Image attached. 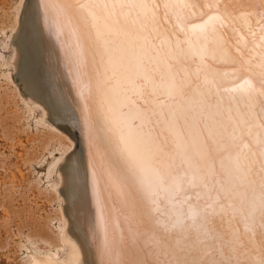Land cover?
Segmentation results:
<instances>
[{"label": "snow or ice", "instance_id": "1", "mask_svg": "<svg viewBox=\"0 0 264 264\" xmlns=\"http://www.w3.org/2000/svg\"><path fill=\"white\" fill-rule=\"evenodd\" d=\"M21 13L25 85L88 144L95 213L85 188L74 215L93 264H264V0H21Z\"/></svg>", "mask_w": 264, "mask_h": 264}, {"label": "rangeland", "instance_id": "2", "mask_svg": "<svg viewBox=\"0 0 264 264\" xmlns=\"http://www.w3.org/2000/svg\"><path fill=\"white\" fill-rule=\"evenodd\" d=\"M16 1L19 0H0V29L4 28L0 30V54L3 53L4 59L2 60L9 62L12 59L10 55H13L15 51L16 27L11 31L9 24L13 14L17 11L13 8ZM2 60L0 58V61ZM11 64L12 62L8 63L7 68V65H0V264H34L25 262L21 258H27L31 252L42 253L48 247L57 250L58 254L62 255L66 248L65 245H60L54 249L58 244L57 225L61 221L50 220V218L57 216L56 209L58 211L60 208L61 211V208H64L65 202L62 197L61 199L54 198L56 195L61 196L63 187L61 181L58 183L61 177H57V173L60 171L63 158L67 155L66 153L71 152L72 148L66 151L65 149L59 150L57 137L52 135L55 133L64 140L68 139L69 142L73 139L61 126L51 121L49 115L43 117L41 111L43 105L33 101L34 99L24 93L13 71L14 66ZM2 71H6L9 78L2 75ZM5 77L8 80H5ZM35 105L41 107V110ZM30 107H33L34 111H31ZM29 112L33 113H31L32 116ZM48 136L53 139L48 140ZM75 141L77 143V140ZM70 144H73V141ZM59 156L61 162L58 159ZM54 158H57L59 162L56 160L53 171L48 176L47 168ZM12 175L14 188L8 184ZM51 182H54L53 187L49 189L52 186ZM55 186L59 194L54 189ZM44 187H48L49 191ZM26 235L34 239L42 237L51 244L44 240H37L35 244H31L26 240ZM19 241L25 246L22 249L17 246Z\"/></svg>", "mask_w": 264, "mask_h": 264}, {"label": "bare ground", "instance_id": "3", "mask_svg": "<svg viewBox=\"0 0 264 264\" xmlns=\"http://www.w3.org/2000/svg\"><path fill=\"white\" fill-rule=\"evenodd\" d=\"M39 2H40V0H31V3L34 6L36 4H38ZM13 8L17 11L14 14L12 13L13 17H12V19H10L11 20L10 21L11 27L9 24V28L12 31L13 28L16 27V29L14 28L16 31L15 32L16 39L14 42L15 51L13 52L14 54L12 53L13 55H10V57H12V59L11 58H7V59L13 60V61L10 60V62H12L13 65L12 64L11 65L14 66L15 70L13 69V71H15V73H16L17 80L21 83L24 93L26 95L30 96L32 99H34L33 101H35L37 103H41L44 106V107L42 106L43 110H41V107L35 105V107L40 108V110L42 111L43 117L45 115H49L51 121H53L57 125L61 126L64 129V131L69 133L70 137H72V139H73L72 140L73 144H70L72 141L69 142L68 139L64 140L63 137H59V136L55 135V133L53 134V132H52V134H53L52 136L57 137V141H58L57 143L59 145L58 146L59 150L65 149L64 151H66V150L72 148L71 152L70 151H69L70 153L68 152L69 154L66 152H63V153H66L67 155L65 156V158H63L64 160H62L63 163L60 167V171H58V173L60 172L59 175H61V176H59L57 173V177H61V180L60 179H59V181L56 180V181H58V183L61 181L60 183L63 184V187H62V190L58 187L62 192L61 196H59V195L57 196L55 194L56 196H54V198L61 199L60 197H62V200H64L63 202H65L64 208L63 209L61 208V211L59 210L60 208H58V211L56 209V212H58L57 216L50 218V220L58 219L59 222L61 221L60 223L58 222L59 224L57 225L58 229H57L56 239L58 240V244L54 247V249L60 245H65L66 246L65 251L62 255H59L57 250H53L50 247H48L42 253L38 254L37 252H31L29 255H27V258L22 257L21 259L25 262L27 261L29 263H34V264H93V262L96 261L97 257L95 255V248H94L92 233H91V231H88L87 236H86L83 217H81L80 221L77 222L75 215H74V204L80 197H82L84 195L85 188H87L88 207L92 210L93 216L95 213L94 197H93V191H92V177H91L90 171H89L88 144H87V141L85 138V134H84V131L82 128V124L74 123L72 120H68V119L64 118L62 115L59 117L52 116V114L49 112V109L47 107H45L44 103H42L40 101V99L36 98L32 94V92L29 90V88L25 85L24 79H23V76L21 73L22 60H23V56L25 54L24 48H23V42L21 39L22 29L24 28V20H23L22 13H21V0H19L13 6ZM38 23H39L40 28L44 31L45 38L49 40L50 45L55 46V43H56L55 38L53 37V38L49 39L47 29L44 26L43 17L40 18ZM1 29H4V28H1ZM12 47H13V45H12ZM0 56H1L0 57L1 60L4 59L3 53H1ZM2 61H0V65H3V66L7 65L6 66V68H7L9 66L8 63L10 64V62L5 61V60H2ZM3 66H1V67H3ZM2 75L7 77L8 73L5 71L2 73ZM6 77H5V80H8V79H6ZM7 78H9V77H7ZM12 80H14V79H12ZM6 83H8V81H6ZM63 83H64L65 95H70L71 97H75V92H74V90H72L71 78L68 77L67 74L65 75V80ZM15 86H17V85H15ZM15 86H14V89L16 88ZM24 98H27V97H24ZM27 100H28V98H27ZM29 101H30V99H29ZM33 101H32V104H34ZM25 105H27L26 102H25ZM31 109H32L31 111H34L33 107ZM29 113L31 114L32 112H29ZM28 114H27V116H29ZM32 114L30 116H32ZM24 118H26V117L24 116ZM38 120H37V122H38ZM43 121H45V120H43ZM43 121H41V122H43ZM46 125H48V124H46ZM54 127H55V125H54ZM48 137H49L48 140L51 138L53 139V137H51V138H50V136H48ZM67 138H69V136H67ZM75 140H77V143ZM66 141H68V142H66ZM52 148H54V147H52ZM53 151H54V149H53ZM51 153L53 154V152H51ZM73 153H74V155H73ZM69 157H71V160H69ZM58 159L61 162V160H60L61 157ZM56 160H57V158H54V160L52 162H50V164L47 168L48 176L53 171V168L56 164ZM59 165H60V163H59ZM56 167H58V166L56 165ZM70 170H75V171H73V175L75 176V183L77 185V190L75 192H70L68 190V188L65 186L66 185V174ZM53 183L50 184L52 186H50L49 189H51L53 187ZM8 184L11 186V188H14L13 175L11 176ZM57 186H59V184H57ZM45 189L49 191L48 187H46ZM54 189L56 191L58 190L56 188V186L54 187ZM57 193H58V191H57ZM63 202H61V203H63ZM25 237H26V240L31 244H35L37 240H44L42 237L37 238V239H34L28 235H26ZM44 241L51 244L50 241H47V240H44ZM17 246L19 249H22V247H25L21 241H19L17 243Z\"/></svg>", "mask_w": 264, "mask_h": 264}]
</instances>
